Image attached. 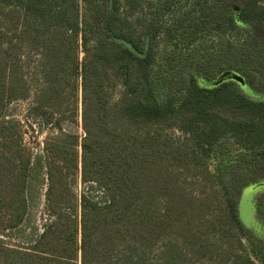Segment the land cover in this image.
Instances as JSON below:
<instances>
[{"label":"trees","instance_id":"16d2710c","mask_svg":"<svg viewBox=\"0 0 264 264\" xmlns=\"http://www.w3.org/2000/svg\"><path fill=\"white\" fill-rule=\"evenodd\" d=\"M145 7L134 33L129 18ZM0 18V235L31 210L33 154L4 115L31 95L25 55H38L41 77L30 112L63 129L81 109L83 128L46 140L48 222L20 248L0 239V264H146L170 237L198 259L237 251L228 264H264V0H0ZM164 30L175 53L156 72ZM229 141L238 156L212 171ZM79 175L103 198H78ZM246 187L255 229L240 213Z\"/></svg>","mask_w":264,"mask_h":264},{"label":"rangeland","instance_id":"374dc122","mask_svg":"<svg viewBox=\"0 0 264 264\" xmlns=\"http://www.w3.org/2000/svg\"><path fill=\"white\" fill-rule=\"evenodd\" d=\"M154 0H148L149 5ZM185 3L181 9L185 7ZM125 10V9H124ZM149 11V7L141 8L136 11L135 14L129 18L132 21V25L129 27L134 33L140 31L139 18L144 15L145 12ZM0 26H2V19L0 18ZM238 32L228 31L220 35H213L207 37L200 42L203 44H220L222 41L226 42L229 39L232 40ZM26 50H22V53ZM186 50H184L185 52ZM20 52V49H19ZM181 52V51H179ZM175 53L174 45L168 41L166 30H164L157 43V55L158 61L155 66L156 72L163 65L169 61ZM81 57H84L82 50ZM25 71L28 78L31 95L27 99L16 100L12 102L4 112V115L17 119L23 124L24 131V142L30 149L34 158V166L32 170L31 179V210L22 227L6 231L5 234L0 235V239H3L11 247H19L20 243H27L35 239L36 236L43 230L45 224L48 222V216L45 212V191L47 189V180L45 172V142L49 138L61 137V135L68 132H75L83 134L82 120H81V109H79L78 122L73 123L68 120L62 122L63 129L58 128L54 124L45 125L43 120L31 113V108L34 103V95L41 86V77L39 76L38 69V55L36 53L30 55L27 54L24 57ZM259 73L254 75V83H262V78ZM123 91L121 86H118L113 92L114 99H118ZM264 91V90H263ZM81 108V104L79 105ZM167 135L173 140H182L184 134L178 129L167 130ZM238 156L237 148L232 142H227L224 150L219 154L212 156L209 159V165L212 171H215L218 164L223 160H233ZM73 189L77 194L78 198L84 191H87L95 199L103 198V191L95 185H84L81 181L80 175L76 178V182L73 184ZM257 192L252 187H246L242 194L240 213L241 217L248 228L255 229L258 220L255 213V197ZM246 250L243 251L244 255H250L256 262H260V258L255 256L251 250V245L247 239H244ZM238 252L234 251L228 253L225 258H203L198 259L192 256V254L185 248L183 243L174 238L170 237L162 241L156 251L148 256L146 264H228L234 263L235 257ZM2 264H20V258H13Z\"/></svg>","mask_w":264,"mask_h":264},{"label":"water","instance_id":"95a60500","mask_svg":"<svg viewBox=\"0 0 264 264\" xmlns=\"http://www.w3.org/2000/svg\"><path fill=\"white\" fill-rule=\"evenodd\" d=\"M232 78L236 81H238L240 84L244 85L245 80L241 75H233Z\"/></svg>","mask_w":264,"mask_h":264}]
</instances>
